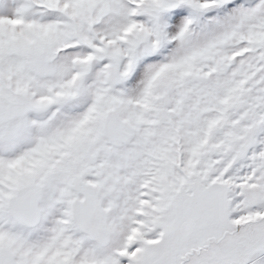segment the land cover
<instances>
[{"label": "snow or ice", "instance_id": "1", "mask_svg": "<svg viewBox=\"0 0 264 264\" xmlns=\"http://www.w3.org/2000/svg\"><path fill=\"white\" fill-rule=\"evenodd\" d=\"M0 264H264V0H0Z\"/></svg>", "mask_w": 264, "mask_h": 264}]
</instances>
